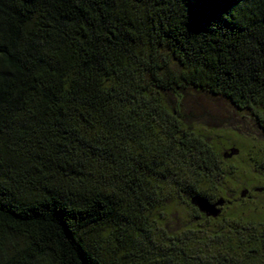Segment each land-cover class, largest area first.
I'll return each instance as SVG.
<instances>
[{
	"label": "trees",
	"instance_id": "16d2710c",
	"mask_svg": "<svg viewBox=\"0 0 264 264\" xmlns=\"http://www.w3.org/2000/svg\"><path fill=\"white\" fill-rule=\"evenodd\" d=\"M194 95L261 146L215 150ZM254 173L264 0H0V264H264V178L238 189Z\"/></svg>",
	"mask_w": 264,
	"mask_h": 264
},
{
	"label": "rangeland",
	"instance_id": "374dc122",
	"mask_svg": "<svg viewBox=\"0 0 264 264\" xmlns=\"http://www.w3.org/2000/svg\"><path fill=\"white\" fill-rule=\"evenodd\" d=\"M197 99L193 100L192 107L194 109L189 112L193 116V122L195 131L205 138H208L210 143L218 147L219 153H224L230 148L238 150L236 158L247 159L248 154L254 153L256 148L261 146V136L259 131L252 125V121L249 118L243 117L230 107L226 102L221 99L207 98L204 95H194ZM188 104L192 102L187 97ZM192 99V98H190ZM222 142L226 143L222 146ZM244 149H248L247 156L242 154ZM226 150V151H225ZM242 157H241V155ZM232 159V163L235 159ZM256 180L262 181L261 176L254 173ZM254 182L253 187H240L239 191L246 189L252 191V188L260 185L259 182ZM241 193V192H240ZM239 193V194H240ZM252 196V197H251ZM250 202L258 204L260 202L257 197L251 195ZM247 197V196H246ZM245 197V198H246ZM224 200V199H223ZM211 202V201H210ZM186 217L182 207L178 206L173 209L170 214V220L177 222L181 218Z\"/></svg>",
	"mask_w": 264,
	"mask_h": 264
},
{
	"label": "water",
	"instance_id": "95a60500",
	"mask_svg": "<svg viewBox=\"0 0 264 264\" xmlns=\"http://www.w3.org/2000/svg\"><path fill=\"white\" fill-rule=\"evenodd\" d=\"M238 154L237 150H230L228 155H224L225 157H232ZM248 194L247 190H244L240 193V198H245ZM190 204L195 207L198 212L204 215L207 218L216 219L221 213V209L224 207L226 202L223 199H218L214 202H210L209 200L201 197H192L190 200Z\"/></svg>",
	"mask_w": 264,
	"mask_h": 264
}]
</instances>
